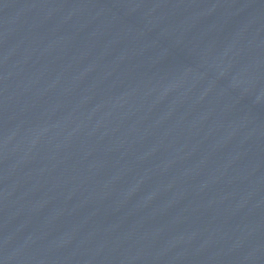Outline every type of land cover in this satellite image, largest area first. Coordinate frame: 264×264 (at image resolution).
<instances>
[{"label": "water", "instance_id": "95a60500", "mask_svg": "<svg viewBox=\"0 0 264 264\" xmlns=\"http://www.w3.org/2000/svg\"><path fill=\"white\" fill-rule=\"evenodd\" d=\"M0 264H264V0H0Z\"/></svg>", "mask_w": 264, "mask_h": 264}]
</instances>
